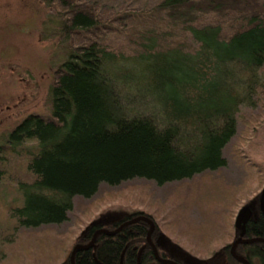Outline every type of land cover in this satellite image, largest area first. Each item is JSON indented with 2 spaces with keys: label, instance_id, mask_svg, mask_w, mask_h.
Masks as SVG:
<instances>
[{
  "label": "trees",
  "instance_id": "trees-1",
  "mask_svg": "<svg viewBox=\"0 0 264 264\" xmlns=\"http://www.w3.org/2000/svg\"><path fill=\"white\" fill-rule=\"evenodd\" d=\"M71 16L68 24L63 23L64 30L96 24L85 11L75 10ZM185 27L197 42L193 50L175 45L155 49L150 39L136 55L124 58L89 42L60 62L50 91L51 118L27 114L8 133L14 146L31 142L15 147L25 152L20 153L21 161L25 158L22 166L32 178L22 179L15 189L19 196L10 203L14 206L5 208L12 223L27 227L60 223L71 208V198L91 196L101 182L111 185L137 176L163 184L197 174L208 177L211 170L225 166L222 150L236 134L240 105L257 102L255 91L264 96V71L259 72L264 64V14H250L228 36H222L216 24ZM130 87L145 96L133 107L123 100ZM139 107L144 109L138 112ZM246 165L249 175L256 177L261 170L253 162ZM9 181L16 185L17 179ZM214 182L212 178L208 183ZM216 191L233 201L236 197L227 190ZM258 193L248 200L257 199ZM134 213L88 223L73 237L60 264H71L72 246L88 242L94 229H113ZM4 224L0 223L2 230ZM147 227V221L136 219L114 234L97 232L92 246L73 252L72 263L119 264L121 255L122 264H135L141 247L145 264L150 249ZM156 234V229L151 232L153 240Z\"/></svg>",
  "mask_w": 264,
  "mask_h": 264
},
{
  "label": "rangeland",
  "instance_id": "rangeland-1",
  "mask_svg": "<svg viewBox=\"0 0 264 264\" xmlns=\"http://www.w3.org/2000/svg\"><path fill=\"white\" fill-rule=\"evenodd\" d=\"M161 1L0 0V138L5 139L29 113L51 118L50 91L61 70L60 62L80 46L95 42L126 58L153 39L155 49L175 45L188 51L195 49L197 42L186 31L187 23L216 24L220 34L228 36L250 14H264V0H186L165 6ZM75 10L89 13L96 24L64 30L63 23H69ZM262 71L264 64L260 74ZM140 93L127 88L123 94L126 105H138L145 98ZM254 96L258 97L252 106L243 103L239 107L236 134L222 150L225 166L211 170L208 177L197 174L163 184L137 176L111 185L101 182L91 196L74 195L60 223L20 226L15 235L10 233V243H0V264H60L73 237L88 223L113 221L134 210L156 220L158 250L183 264H220L212 252L215 240L237 206L246 203L264 180L258 186L264 174V96L256 91ZM26 144L31 142L16 148ZM21 155H9L1 165H7L8 173L16 179H31V174L24 172ZM248 162L260 166L256 177L248 174ZM2 176L0 223L11 224L5 208L19 195L5 178L10 175ZM212 178L215 184L208 183ZM205 190L209 194L205 195ZM216 190H227L236 197L233 201L222 193L218 196Z\"/></svg>",
  "mask_w": 264,
  "mask_h": 264
},
{
  "label": "flooded vegetation",
  "instance_id": "flooded-vegetation-1",
  "mask_svg": "<svg viewBox=\"0 0 264 264\" xmlns=\"http://www.w3.org/2000/svg\"><path fill=\"white\" fill-rule=\"evenodd\" d=\"M29 114H33V113H29ZM35 114H33V115H35ZM0 123H1V120H0ZM13 128H11V129H13ZM9 131H8V133H9ZM8 135H6L5 139L0 138V177H2V174L10 175L9 177L6 176L5 178H6V180L7 179L11 180V178H13L15 176L8 173L7 165L4 166V165H1V163L4 164L5 161L7 162L9 155H13L15 157L20 155V151L17 149L15 151V147L17 146V144H15V146L13 144H11V141L9 140ZM9 182L11 184H13L14 186H18L19 183L23 182V180L17 179L16 185L12 181H9ZM263 185H264V180L262 182L261 187L258 190L259 195H260V191H261ZM16 188L17 187H15V189ZM2 192H4V191H2ZM259 195H258L257 199L254 197L252 200H248V202H246V203L241 202L237 206L236 211H234V213L231 214L232 218L230 219V221L229 222L226 221L224 223L223 233L217 241L215 240L214 247H212V252L216 256V259H219L218 262H220V264H233L234 261L238 264H264V212L261 210L260 205H259ZM242 206H246L248 208L247 217H244V218L240 217V218H238V220H236L238 209ZM134 211H135V213L133 216H130L128 218L123 219V222H121L117 226L113 227V229L118 227L120 224L124 225L125 224L124 221H126L130 218L132 219L134 217H135L134 220L141 219V221H147L144 218H142L144 216H147L153 221L152 222L153 225H152L151 229L149 230L150 232L148 233L150 242L146 238L147 244L150 247V249L147 250L146 254L144 255L145 258L147 259L145 264H183V261L179 260L178 258L175 259V257H173L171 255H166L165 252L158 250L157 234H156L154 240L150 236L151 232H155V229L157 231L156 220H154L152 218V216L146 212L143 213L141 210H134ZM5 217L8 218L9 216H5ZM10 221L15 222V220H12V219ZM128 222H134V221H128ZM128 222H126V223H128ZM147 222H149V221H147ZM20 226H22V225H20V224L17 225L16 223H11L8 225L5 223L4 227L6 229L0 230V243H2L3 241H4V243H7V244L10 243L11 240L9 241V238H8L9 234L12 233L13 235H15L17 229H19ZM34 226H37V225H34ZM122 226H119V228ZM148 227H149V223H148ZM148 227H147V229H148ZM103 228L106 230H111V231L113 230L111 228H105V227H103ZM103 228H101V229L97 228V229L102 230ZM97 229L93 230L92 235L90 236V239L88 240V242L83 243V245L89 243V246H92L94 235H96L97 232H100V230H97ZM147 229H146V231H147ZM117 230H115V231H117ZM103 232L107 233L105 231H103ZM103 232H100V233H103ZM147 232H145V237H146ZM109 234H111V233H109ZM112 234H114V233H112ZM223 238H225V240ZM221 239H223V240H221ZM78 245H80V244H78ZM83 245H81V246H83ZM89 246H87V247H89ZM87 247H85V248H87ZM85 248H83V249H85ZM78 249H81V248H78ZM83 249H81V250H83ZM140 251H141V247H138V249L135 252V260H134L135 264H136V261L138 264H144L141 262V259H140V254H141ZM70 263H71V261H70ZM71 264H73V263H71ZM119 264H122L121 263V255L119 256Z\"/></svg>",
  "mask_w": 264,
  "mask_h": 264
},
{
  "label": "water",
  "instance_id": "water-1",
  "mask_svg": "<svg viewBox=\"0 0 264 264\" xmlns=\"http://www.w3.org/2000/svg\"><path fill=\"white\" fill-rule=\"evenodd\" d=\"M259 205H260V208H261V210L264 212V185H263V187H262V189H261V191H260V195H259ZM247 214H248V208L246 207V206H242V207H240L239 209H238V213H237V218H236V220H238V218H240V217H242V218H244V217H247ZM142 218H144L145 220H147V221H149L148 223H149V227H148V229H147V233H146V238H147V240L150 242V239H149V235H148V233L150 232L149 230L151 229V227H152V225H153V221L149 218V217H147V216H144V217H142ZM134 219H135V217L134 218H130V219H128V220H126V221H124V223H126V222H128V221H134ZM123 224H120L119 226H122ZM119 226L118 227H116V228H114L112 231L111 230H106V229H102V230H100V229H97V230H100V232H103V231H105V232H107V233H114V231L115 230H117L118 228H119ZM152 243V242H151ZM87 246H89V243H87V244H85V245H83V246H81V245H78V244H75L74 246H72V249H71V251H70V253H69V258H70V261H71V263H72V257H73V252L76 250V249H78V248H81V249H83V248H85V247H87ZM154 249V248H153ZM136 264H138L137 263V261H136Z\"/></svg>",
  "mask_w": 264,
  "mask_h": 264
}]
</instances>
